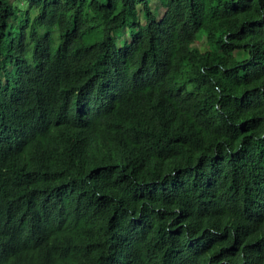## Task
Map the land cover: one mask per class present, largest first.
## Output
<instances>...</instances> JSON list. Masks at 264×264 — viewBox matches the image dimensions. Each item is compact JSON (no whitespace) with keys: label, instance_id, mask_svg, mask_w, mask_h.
<instances>
[{"label":"trees","instance_id":"trees-1","mask_svg":"<svg viewBox=\"0 0 264 264\" xmlns=\"http://www.w3.org/2000/svg\"><path fill=\"white\" fill-rule=\"evenodd\" d=\"M52 246L264 264V0H0V264Z\"/></svg>","mask_w":264,"mask_h":264},{"label":"clouds","instance_id":"clouds-1","mask_svg":"<svg viewBox=\"0 0 264 264\" xmlns=\"http://www.w3.org/2000/svg\"><path fill=\"white\" fill-rule=\"evenodd\" d=\"M54 247H50L51 249V253H50V256H52L53 254H55L58 258H61V259H65V261L61 264H69V260H76L77 259V255L75 254H69V255H59L58 253L61 252V251H57L55 249H53ZM54 251V252H53Z\"/></svg>","mask_w":264,"mask_h":264},{"label":"rangeland","instance_id":"rangeland-1","mask_svg":"<svg viewBox=\"0 0 264 264\" xmlns=\"http://www.w3.org/2000/svg\"><path fill=\"white\" fill-rule=\"evenodd\" d=\"M152 4H153L154 7H159V3H158L157 1L152 2ZM122 39H125V38L123 37ZM126 40L129 41L130 38H129V37H126ZM120 43H121V40L119 41V44H120ZM197 45H198V46H201V47H202V46H203V47L205 46V44H203V40L199 41V42L197 43Z\"/></svg>","mask_w":264,"mask_h":264}]
</instances>
